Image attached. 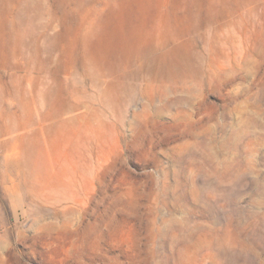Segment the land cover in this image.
<instances>
[{
	"label": "rangeland",
	"instance_id": "1",
	"mask_svg": "<svg viewBox=\"0 0 264 264\" xmlns=\"http://www.w3.org/2000/svg\"><path fill=\"white\" fill-rule=\"evenodd\" d=\"M4 133L0 264H264V0H0Z\"/></svg>",
	"mask_w": 264,
	"mask_h": 264
},
{
	"label": "bare ground",
	"instance_id": "2",
	"mask_svg": "<svg viewBox=\"0 0 264 264\" xmlns=\"http://www.w3.org/2000/svg\"><path fill=\"white\" fill-rule=\"evenodd\" d=\"M83 29H84V28H83ZM84 30L86 31V29H84ZM80 31H82V29L79 30V32L76 34V37H75V38H76V39H75V43H74L75 48H76V46H77L79 43L85 44V43L88 41L89 36H90V35H89V32H88V33H83V34H82V32H80ZM162 60H166V58L164 57ZM71 61L73 62L74 60H71ZM67 71H68V70H67ZM28 110H29V109H27V108L25 109L26 114L29 112ZM139 117H140V116H139ZM0 150H2L3 152L7 153V154H6V160H5V162L3 163V166H4L6 169H9V168H19V167H20L21 163H18V162L12 161V160H11V155L8 154V153H10V152H13V153L18 152V151L20 150V147L14 145V144H12L11 140L5 136V133H4V135L2 136V139H0Z\"/></svg>",
	"mask_w": 264,
	"mask_h": 264
}]
</instances>
